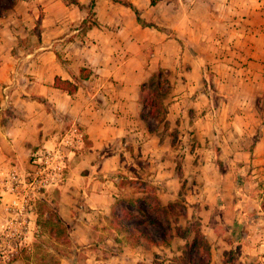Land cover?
I'll list each match as a JSON object with an SVG mask.
<instances>
[{"label": "rangeland", "instance_id": "obj_1", "mask_svg": "<svg viewBox=\"0 0 264 264\" xmlns=\"http://www.w3.org/2000/svg\"><path fill=\"white\" fill-rule=\"evenodd\" d=\"M98 1L92 0L89 4L88 19L95 16V2ZM163 1L159 0L154 7L149 1L147 8L139 9L140 13L148 12L142 17L146 23L141 22L148 27L146 44L155 35L162 36L167 32L174 38V45L177 41L187 47L193 45V40L179 38L177 32L162 21L157 24V14L179 21L185 18L184 24L187 17L195 15L214 19L213 39H202L195 46L203 64L201 75L197 80L187 75L182 69L183 64L177 60L176 50L167 46L164 51L157 45H146L145 48L140 45L139 51L133 49L131 52L138 54L136 59L140 60L141 53L145 56L146 77L142 78L141 86L149 83L154 72L162 71L163 76L151 89L147 87L145 94L150 100L153 98L156 107L157 101H161L163 109L157 112L142 105L140 91L139 122L143 130L139 134L110 136L94 142L83 126L75 124L73 117L57 112L50 98L40 94V83L49 82L51 76L67 74L68 70L75 77L69 66L71 60L66 56L67 40H55L53 46L59 54L60 60L57 57L54 60L60 68L58 71L53 67L50 69L49 58L42 64L36 63L40 53L49 50L39 48L50 45L43 41L39 19L26 17V24L22 17L16 20L12 11L15 0L12 5L9 0H0V126L3 125L10 145L17 149V155L11 156L9 170H17L27 182L32 181L39 166H48V176L57 173L56 180L48 188L32 191L30 213L37 226L29 247L22 249L23 258L38 264H59L60 255L77 252L78 260H83L85 248L77 245L70 234L74 220L73 223L64 221L59 213L62 186L70 176L77 180L79 170L76 167L80 163L87 165L84 172H95L98 177L106 176L115 180L119 187L123 186L124 189L118 188L113 210L121 212L126 208L139 214L135 220L143 221V226L163 242L162 245L144 243L138 247L147 248L142 251L144 255L138 264H183L180 257L185 244L194 236L191 232L188 238L184 237L185 230L195 221L201 223L202 233L210 244L212 264H264V170L257 177H251L248 168L241 171L233 163L236 155L231 145L241 136L242 128L253 124L248 115L251 109L244 114L240 107L244 97L246 106L252 105L250 89L243 80L234 77L232 83L238 90L230 94L218 91L213 94L204 72L206 65L216 87L215 71L209 61V53L214 51L221 56H224L221 51H227L238 62L249 60L250 45L258 30L245 19L255 17L251 13L253 8L246 12L241 10L244 6L241 0L232 6H229L230 0H202V5L196 6L195 10L190 12L186 6L187 10L180 17H174L171 8L162 7ZM188 2L192 4L193 0ZM253 3L251 0L250 6L253 7ZM120 4L119 14L126 16L127 9ZM204 22L207 23L205 19ZM245 32L249 34L244 35ZM189 48L193 55L192 47ZM136 64L139 63H130V68ZM107 77L95 71L90 79L85 82L79 79V83L88 84V93L101 100L103 98L97 92L101 87L105 88ZM190 79L198 85L186 86L185 81ZM52 92L59 100L69 98L62 89ZM38 112L42 114L41 120L33 118ZM41 127L46 128V135ZM35 138L38 143H33ZM44 139L51 140V145ZM87 150H90V156L83 157ZM113 154H117L120 168L98 173L100 159L111 158ZM58 165L62 166L61 170ZM119 174H125L127 178L121 180ZM72 187L79 189L77 185ZM81 201L77 202L78 206ZM139 206L146 209L150 220L140 214ZM152 219L157 222L152 223ZM109 227L113 228L112 216ZM105 231L108 237L115 238L111 230ZM122 246L118 244L119 248Z\"/></svg>", "mask_w": 264, "mask_h": 264}, {"label": "crops", "instance_id": "obj_2", "mask_svg": "<svg viewBox=\"0 0 264 264\" xmlns=\"http://www.w3.org/2000/svg\"><path fill=\"white\" fill-rule=\"evenodd\" d=\"M77 1L79 4L72 0H15L12 11L16 15V20L22 17L26 24V17L34 16L35 19H39L38 21L43 27V41L50 45L39 48H49V50L41 52L39 58L35 60L36 63L42 64L46 58H49L51 60L50 69L53 67L58 71L60 68L54 60L56 57L59 59V54L53 46L55 40H67L66 56L71 60L69 66L75 76L79 75L82 67L91 68L94 73L98 71L108 75L109 77L104 81L105 88L101 87L97 92L103 99H94V96L88 93L89 85L79 84L77 92L70 94L65 91L69 98L65 101L59 100L52 92L54 89L59 90L55 87V78L61 76L64 79L74 80L68 70H66L67 74L59 73L51 76L49 82L40 83V94L50 98L49 101L53 102L57 112L73 117L75 124L83 126L85 132L89 134V138L94 142L102 141L103 138L110 136L139 134L143 130L139 122V92L141 91L142 78L146 77L143 65L145 56L144 53H141L140 60H138L136 59L138 54L131 51L133 49L139 51L140 45L142 48H145L146 45H157L158 49L163 51L167 46L173 51L176 50L179 56L177 60L183 64L182 69L186 70L185 73L197 80L201 75L203 64H201L197 53L199 50L195 46L202 39H213L214 19L209 16L204 18L201 15H195L191 18L187 17V22L184 24L185 18L179 21L171 18L165 19L159 14L155 15L157 24L162 21L168 28H172V31L177 32L179 38L187 37L193 40V45H189L193 49V55H191V48L180 41L175 44L176 48L174 38L167 32H164L162 36L155 35L146 44L148 27L138 20L137 14L130 7L125 6L127 15L121 16L119 14L121 6L118 5L121 2L117 0L95 2L96 14L93 19L87 18V9L92 0ZM130 1L141 10L142 7L147 8L146 6L150 4L151 0ZM237 1L230 0L229 6ZM241 1L244 3L241 10L246 12L253 8L251 13L255 15L252 19L246 18L245 22L252 24L254 29L258 30L255 32L252 45H250L249 60L238 62L230 57L227 51L225 53L221 51L224 56L215 54L214 51V53H209V61L215 71L216 89L219 92L230 94L234 93L236 89L238 90L232 83L234 77L243 80L246 87L250 89L252 105L249 103L246 106V97H244L240 107L243 109L241 113L244 114L248 112V109H251L248 115L252 117L253 124H250L251 127L249 125V127L242 128L241 136L235 139L231 145L232 151L236 155L233 163H236L241 171L248 168V172L249 170L251 172L250 176L257 177L264 170V0H253V7L250 6L251 0ZM163 2L162 7L171 8L170 10L175 12L174 17H180L182 12L187 10L186 6H189L191 12V10H195L196 6L202 5V0H193L192 4L188 0H164ZM147 13H141V17L148 15ZM204 19L207 23L204 22ZM203 26L207 28L205 29ZM246 34L249 33L245 32L244 35ZM162 56L164 57L163 52ZM134 61L139 64L130 68V63ZM237 73L244 74V76L237 77ZM88 79H83V81ZM189 84L193 87L198 85L197 82H191V79L185 81L186 86ZM89 98H91L90 102ZM33 118L41 120L42 114L35 113ZM55 122L59 125L57 120ZM3 129V125H1L0 219L3 203L1 195L4 200L10 198L7 193L3 192L4 172L9 170L12 164L11 156L17 155V149L10 145ZM40 129L44 130V135L47 134L45 127ZM44 140L47 141L46 144L51 145V140ZM33 143H38V138H35ZM87 152L82 156L89 157L91 152L90 150ZM100 160L101 165L100 169H97L98 173L110 172L121 166L120 161L117 160V154H113L111 158ZM86 168L87 165L79 163L76 167L79 170L77 180L70 176L65 181L62 186V198L59 206V213L64 221L73 223L74 220L70 234L73 235L77 245L85 248L83 260H78L77 252L62 254L59 257V264H138L144 255L142 251L147 250L146 247L139 248L144 246V243L147 245L149 243L142 241L137 246H131L127 241L126 234L109 227L114 199L119 195L118 188L124 189L123 186L119 187L115 180L106 176L98 177L95 172L91 173L88 170L84 172ZM72 185H77L79 189L73 188ZM81 199L85 201H81L78 206L77 202ZM105 230H111L115 238L108 237ZM118 244H123L122 248H119ZM0 264H38V262L23 258L20 254L10 260L0 256Z\"/></svg>", "mask_w": 264, "mask_h": 264}, {"label": "trees", "instance_id": "obj_3", "mask_svg": "<svg viewBox=\"0 0 264 264\" xmlns=\"http://www.w3.org/2000/svg\"><path fill=\"white\" fill-rule=\"evenodd\" d=\"M9 1L11 3L10 5H12L13 4L12 2L14 0H9ZM72 1L76 4H79L77 0H72ZM117 1L123 3L127 7H130L137 14L138 20L143 23H146L145 20H143V18L141 17L139 8L135 4L127 0H117ZM151 2L153 5H156L159 2V0H151ZM207 67L208 66L206 65L204 66L206 80L209 83V86H211V90H213V94L218 93L219 91L214 86L211 79L212 78L211 74L209 73L210 71L208 70ZM92 73L93 70L91 68L82 67L80 69L79 77L77 76L73 77L74 81L70 79H64L61 76H56L55 87L67 91L70 94H74L79 89V84H80L79 79H88L92 75ZM162 76H163L162 71L154 72L149 79V83L142 84L141 86V96H140L141 104L144 106H150L153 109V111H157V112L163 109L161 101L159 100L157 101L158 104L156 107L153 98H151L150 100L149 96L145 94V91L147 87L148 88L150 87L151 89V87L157 83V79H159ZM119 178L121 180H124L125 178H127V176L125 174H119ZM263 207H264V203H263ZM138 209L142 216H144L149 220L151 219L148 216L147 211L143 206H139ZM139 216H140L139 214H136L135 212L130 211L126 208H123L121 212L113 210L112 227L118 232L126 234L127 241L131 246H137L141 244L142 241H146L151 245H162L163 242L157 240L153 236L152 232L143 226V221L135 220V218ZM151 222L156 223L157 221L152 219ZM191 232L194 233V236L191 240L190 239L187 240L183 250V254L180 257L181 262L183 264H212L210 259L211 247L209 242L205 238V235L202 233L201 223L198 221H195L193 223L191 222L185 230L186 234H184V237L188 238V234H190Z\"/></svg>", "mask_w": 264, "mask_h": 264}, {"label": "built area", "instance_id": "obj_4", "mask_svg": "<svg viewBox=\"0 0 264 264\" xmlns=\"http://www.w3.org/2000/svg\"><path fill=\"white\" fill-rule=\"evenodd\" d=\"M45 162L48 164V160ZM57 168L61 170L62 166L58 165ZM47 169L48 166H39L31 182H27L17 170L4 172L3 192L10 198L4 200L1 195L3 203L0 219V256L7 260L19 256L23 248L29 247V241L37 226L30 213L32 191L46 189L56 180L57 173L48 176Z\"/></svg>", "mask_w": 264, "mask_h": 264}]
</instances>
